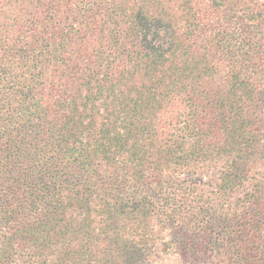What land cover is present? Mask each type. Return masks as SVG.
Returning <instances> with one entry per match:
<instances>
[{
	"label": "trees",
	"instance_id": "1",
	"mask_svg": "<svg viewBox=\"0 0 264 264\" xmlns=\"http://www.w3.org/2000/svg\"><path fill=\"white\" fill-rule=\"evenodd\" d=\"M261 102L264 0H0V264H264Z\"/></svg>",
	"mask_w": 264,
	"mask_h": 264
},
{
	"label": "rangeland",
	"instance_id": "2",
	"mask_svg": "<svg viewBox=\"0 0 264 264\" xmlns=\"http://www.w3.org/2000/svg\"><path fill=\"white\" fill-rule=\"evenodd\" d=\"M250 3L252 2H258L261 3L263 0H248ZM260 100L262 98H259ZM260 111V118L264 117V102H261V104L258 107V110ZM258 115L256 114L257 117ZM254 122V121H253ZM263 132L262 135L264 136V126H262ZM257 135L255 133H252L249 137H252L255 139ZM264 139V137H263ZM203 192L196 193V198L200 199L201 196H203L205 203L198 204V206H201L198 210H196V213L199 214V217L194 224H188L186 227V234L191 235L192 229H197L198 232L201 233L202 228H200L202 223L210 222V232L214 233V237L216 239H224L226 242L224 243V246H230L231 244L227 241L229 239L230 241H233L236 246L233 247V251L238 253L239 251L238 246H243V243L241 242L244 238L242 237L245 232V227L242 225L245 223V221L242 220L243 215L247 211L246 209L244 212L237 211L233 206L232 207H221L216 204L212 205L208 202V197L210 194L208 191L200 190ZM264 213V210H262L261 215ZM210 216H214V222L210 219ZM264 215H262L261 218H263ZM222 223V224H218ZM262 223V222H260ZM222 225V226H220ZM192 227V228H191ZM264 227V224L263 226ZM156 237L158 238V251L155 253L156 257L150 260L149 264H207V263H200L201 261L199 259L196 260V256L193 255L191 252L184 250L183 248H180L175 242H173L169 236L167 230L160 228L159 226L156 228ZM196 231V232H197ZM232 232H234L232 234ZM264 233V232H263ZM238 245V246H237ZM217 249L215 250V252ZM222 252H226V250L222 249ZM230 255H235L230 250ZM214 255V249L210 253H206L207 255L210 254ZM23 257V256H21ZM25 260L22 259L24 262H20L19 258L16 259L18 261H15L13 264H29V259L25 257ZM21 260V258H20ZM34 261V260H32Z\"/></svg>",
	"mask_w": 264,
	"mask_h": 264
}]
</instances>
